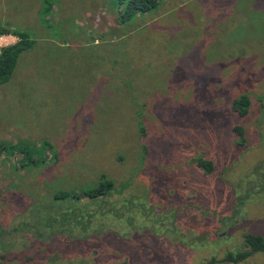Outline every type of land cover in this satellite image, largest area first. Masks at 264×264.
Returning a JSON list of instances; mask_svg holds the SVG:
<instances>
[{
  "label": "rangeland",
  "instance_id": "1",
  "mask_svg": "<svg viewBox=\"0 0 264 264\" xmlns=\"http://www.w3.org/2000/svg\"><path fill=\"white\" fill-rule=\"evenodd\" d=\"M47 1L48 25L44 0H0V26L34 41L0 86V262L264 264L223 261L264 239V0H162L125 22L114 0ZM101 176L106 197L55 199Z\"/></svg>",
  "mask_w": 264,
  "mask_h": 264
},
{
  "label": "trees",
  "instance_id": "2",
  "mask_svg": "<svg viewBox=\"0 0 264 264\" xmlns=\"http://www.w3.org/2000/svg\"><path fill=\"white\" fill-rule=\"evenodd\" d=\"M114 1L117 6L118 15L120 16L119 17L120 21L125 22L130 20L133 16L137 14L146 13L149 12L150 10L155 9L162 0H114ZM43 5H45V7L43 8V12L40 14V22L48 25L46 23L47 19L45 18L44 12L50 9L51 7L50 2L44 0ZM3 35H11L15 37L17 41L14 44L4 47L0 50V86L7 83L11 79L13 72L16 68L19 56L23 52L28 50L30 47H32V45L34 44V41L30 39L29 33L24 30H17V29L0 26V36ZM249 108H250V99L247 95H240L239 97L235 98L231 104L232 112L239 117L246 116ZM234 131L240 139L239 144H242L244 142L243 129L241 127H236ZM37 147L41 150V153L44 156L48 151H52V146L48 142L41 143ZM12 149H14L13 151H15L17 154L21 156H25V160L28 159V161L25 162L24 160H21L22 164H27V163L35 164L38 161L33 156V152L35 150L34 146L30 148L31 153L28 147H24L22 145ZM2 151H5V149L0 147V154L2 153ZM11 155L13 154L11 153ZM197 165L201 169H203L206 174L211 173L213 170L212 162L205 160L203 158H199L197 160ZM113 189H114L113 183L107 180L105 176H101L100 182L95 184L94 186H91L90 188L84 190H80L79 193H77L74 190L59 192L55 196V199L57 201L64 202L66 198H70L74 196L80 200L81 199L94 200V199H98L99 197H106V195L111 193ZM90 202H94V201H90ZM69 216L72 218L71 222L74 221L75 224L81 226L83 225L85 227V222L86 224H88V226L89 223L92 222V218L94 217V214H90V213L82 214V211L80 209H75ZM84 216H86V219L83 222L82 219L84 218ZM243 239L247 249L244 251H240L235 255L228 253L223 260L224 262H228V263L240 262L256 252H260L264 254V239L261 236L246 234L243 237ZM215 262H216L215 259H213L212 264ZM0 264L2 263L0 262Z\"/></svg>",
  "mask_w": 264,
  "mask_h": 264
}]
</instances>
